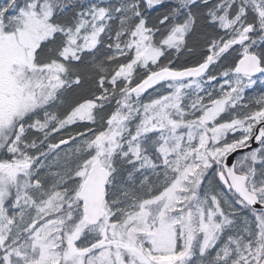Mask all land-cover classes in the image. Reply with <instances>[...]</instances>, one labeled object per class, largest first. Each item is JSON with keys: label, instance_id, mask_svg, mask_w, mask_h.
I'll use <instances>...</instances> for the list:
<instances>
[{"label": "snow or ice", "instance_id": "6c2138e0", "mask_svg": "<svg viewBox=\"0 0 264 264\" xmlns=\"http://www.w3.org/2000/svg\"><path fill=\"white\" fill-rule=\"evenodd\" d=\"M0 264H264V0H0Z\"/></svg>", "mask_w": 264, "mask_h": 264}, {"label": "water", "instance_id": "95a60500", "mask_svg": "<svg viewBox=\"0 0 264 264\" xmlns=\"http://www.w3.org/2000/svg\"><path fill=\"white\" fill-rule=\"evenodd\" d=\"M235 155H236V154H234L233 157H230V159H234Z\"/></svg>", "mask_w": 264, "mask_h": 264}]
</instances>
